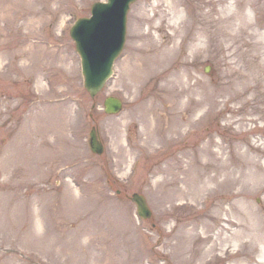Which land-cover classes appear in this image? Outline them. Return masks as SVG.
Returning <instances> with one entry per match:
<instances>
[{
  "label": "rangeland",
  "instance_id": "374dc122",
  "mask_svg": "<svg viewBox=\"0 0 264 264\" xmlns=\"http://www.w3.org/2000/svg\"><path fill=\"white\" fill-rule=\"evenodd\" d=\"M97 1L0 0V264H264V0H178L182 13L164 23L163 0H136L115 75L92 98L69 29ZM141 7L157 51L173 46L171 19L182 36L169 67L134 84L126 58L152 55L135 40ZM210 10L219 30L195 46ZM233 68L252 77L247 103L188 107ZM177 72L198 95L176 100L175 81L161 86ZM108 96L123 100L120 114L104 112ZM94 125L101 156L87 141ZM206 149L233 170L219 173L224 184ZM134 192L151 219L137 220Z\"/></svg>",
  "mask_w": 264,
  "mask_h": 264
},
{
  "label": "bare ground",
  "instance_id": "6f19581e",
  "mask_svg": "<svg viewBox=\"0 0 264 264\" xmlns=\"http://www.w3.org/2000/svg\"><path fill=\"white\" fill-rule=\"evenodd\" d=\"M179 2L180 1L178 0H163V3H158L157 6L154 7L160 9V11H158L159 12L158 14H159V18L162 20L163 23L164 21L167 22L170 15L173 14L176 15L179 12H181L180 11L181 4ZM212 14L213 13L210 10L209 12H207L205 16L200 17L199 22L201 23L204 21L205 24H201L198 27L200 31L199 37L194 36L191 39L192 42L196 41L195 46L197 45L198 41H200L201 39L205 41L211 35L210 31L213 30V27H216V30L214 29L215 31L219 30L218 24L221 19L212 17ZM136 18L138 22V30H137V34L135 35V40L144 41V44L141 45L142 49L149 51L148 53L152 55L149 57L140 56L139 59L137 60L141 61V63H138L137 65L132 62L135 60L132 56L128 58V61L126 58V62H125V65L127 66L126 69L129 77L131 78L132 83L134 84H136L137 82L139 83L146 76H150L154 74H156V76H160V73H162L164 70H166L169 67V64L171 63L172 59H174V57L176 56V48L178 45L176 39L182 36V32H180L181 30L180 29L178 30L176 28V25L173 23V20L171 19L168 22L169 24L168 27L169 29L173 30V33L172 34L168 33L167 35L169 37L168 41L169 42L171 41V43L173 42V46L167 47L168 50L163 49L161 52H159L157 51V46L155 44V39L153 37V34L150 31L145 32L143 29L145 24L153 23L152 20L154 17L149 15L148 9L146 7H141L140 11L136 15ZM138 47L139 46H137V48ZM32 51L41 52L42 50L34 46L32 47ZM192 51L194 52V49ZM47 53L48 51L46 52L44 51L45 55H47ZM48 54H52V53L49 52ZM229 74H231V76L234 77L232 79H228V81L223 80L218 85L219 86L218 88L217 87L216 89L213 88L211 94L207 93L205 97H203L202 95L196 99L194 97L192 98V96L194 94L198 95V90L200 87L195 84H190L189 83L190 78L189 77L186 78L185 77L186 75L182 74L181 72L167 75L164 78L165 81L164 85L161 86L167 87V85H171L175 81V86L174 85L171 86L173 90L171 89L172 91L169 94L173 95V98L175 97L176 100L182 98L186 94L191 96L193 102L188 107H205L208 104L210 105V107H219L220 104H222L220 98L225 96L234 97L236 100H239L241 103H247L249 99L245 98V91L248 92L251 89H253L252 83H249L252 80L250 73L247 70H242L241 68H233ZM254 81L257 85L262 83V81L258 78H254ZM240 87L243 88L244 91L241 90ZM173 105H175V103ZM254 107L256 106L254 105ZM193 112H195V110ZM187 123L191 124L192 121L187 120ZM242 127H243V123L239 125L240 129ZM203 148L204 147H202L201 151H203ZM205 154L207 155L206 165L209 166L208 169L215 170V174L212 175L211 180L216 184H220V185L224 184V182L217 181L219 173L221 172L232 173L233 170L229 165L217 164L216 160L219 159L218 157L222 158L220 155H218V150L216 151V150L206 149ZM259 170L262 169L259 168ZM228 175L230 176L229 173ZM208 188L209 190H211L210 187Z\"/></svg>",
  "mask_w": 264,
  "mask_h": 264
},
{
  "label": "water",
  "instance_id": "95a60500",
  "mask_svg": "<svg viewBox=\"0 0 264 264\" xmlns=\"http://www.w3.org/2000/svg\"><path fill=\"white\" fill-rule=\"evenodd\" d=\"M116 0H110L109 3H95L92 8L93 16L91 18L81 19L72 31V35L77 43V49L85 61V77L86 87L89 89L90 94L94 97L99 90L103 87L109 74L110 67L113 59L119 54V50L123 47L126 31V15L129 6L135 0H125L122 7L115 6ZM117 21V24L114 21ZM109 19V20H108ZM107 20V21H105ZM105 21V22H104ZM99 33L102 40V47L113 49L108 57L101 60L98 59L96 65L92 64L90 53L92 45H90V38L95 39V35ZM95 54H97L95 46ZM97 56V55H96ZM95 57V59H97ZM122 102L118 98L110 97L105 101V111L107 113H118L122 108ZM92 151L102 154L103 146L99 139L98 131L96 128L92 129ZM132 200L138 206V212L144 218H150L152 215L147 200L142 194L135 193Z\"/></svg>",
  "mask_w": 264,
  "mask_h": 264
}]
</instances>
